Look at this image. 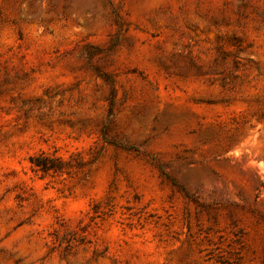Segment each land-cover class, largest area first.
<instances>
[{"label":"rangeland","instance_id":"obj_1","mask_svg":"<svg viewBox=\"0 0 264 264\" xmlns=\"http://www.w3.org/2000/svg\"><path fill=\"white\" fill-rule=\"evenodd\" d=\"M0 264H264V0H0Z\"/></svg>","mask_w":264,"mask_h":264},{"label":"trees","instance_id":"obj_2","mask_svg":"<svg viewBox=\"0 0 264 264\" xmlns=\"http://www.w3.org/2000/svg\"><path fill=\"white\" fill-rule=\"evenodd\" d=\"M115 146L123 147V145ZM31 164L36 173H41L43 177L48 175H58V174H69L71 169L73 168L72 165L63 160L60 157H51L44 153L33 156L31 159Z\"/></svg>","mask_w":264,"mask_h":264}]
</instances>
